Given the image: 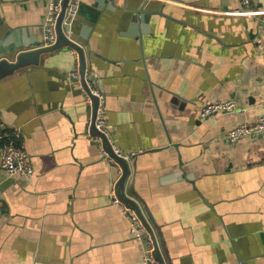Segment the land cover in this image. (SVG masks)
Instances as JSON below:
<instances>
[{"label": "crops", "instance_id": "obj_1", "mask_svg": "<svg viewBox=\"0 0 264 264\" xmlns=\"http://www.w3.org/2000/svg\"><path fill=\"white\" fill-rule=\"evenodd\" d=\"M50 1L0 0V41L42 46ZM72 4L64 32L85 49L112 144L137 154L126 194L153 217L165 263L264 264V137L226 138L264 116V0H253L258 15L240 0ZM76 79L77 55L63 48L0 81V116L33 166L29 179L0 167V264H143L111 202L122 171L91 135ZM225 101L236 111L200 119Z\"/></svg>", "mask_w": 264, "mask_h": 264}, {"label": "built area", "instance_id": "obj_2", "mask_svg": "<svg viewBox=\"0 0 264 264\" xmlns=\"http://www.w3.org/2000/svg\"><path fill=\"white\" fill-rule=\"evenodd\" d=\"M64 0H51L50 1V15L45 23L44 30L45 35L42 41V47H51L55 45L57 41V33H56V25L59 15L62 11V2ZM243 8L248 13H255L251 11L253 0H240ZM72 0L68 5L66 10L65 18L62 22V27L65 29L70 26L71 22L69 20L70 15L73 13ZM74 6V5H73ZM75 7V6H74ZM264 26V21H263ZM66 36L69 39H72L70 35L66 33ZM77 55V54H76ZM78 58V56H77ZM87 84L90 83V78L88 74L85 76ZM92 94L99 98V108L97 110V117L95 121V126L98 131L104 133L111 143L115 154L123 157L128 162H131L136 156V153L133 154H122L119 149H117L111 141L110 133L108 131V126L106 122V113L103 108V97L94 86L88 85ZM264 107V105H263ZM237 109V105L233 101H225V102H213L204 106L200 113V119L203 121H208L209 119L230 114L235 112ZM19 137V131L11 132L7 129L5 123L3 122L0 116V142L4 143V146L0 149V167L1 170L10 178L22 177L25 179L31 178L33 175V166L31 163L30 156L26 149L22 145H17L16 139ZM264 137V116L260 118V120L253 124H243L239 125L232 130H230L226 138L227 140L234 144L245 138H262ZM99 145L101 147L102 155L104 160L111 162L113 159L108 155L105 151L101 139L99 140ZM114 161V160H113ZM111 202L114 206L120 209L122 215L128 220L130 226V237L134 240L140 241L144 245V256H143V264H160L155 261L153 257V251L155 246L150 236L147 234L146 229L142 225L140 219L135 214V212L123 204L118 200L114 187L111 190ZM4 210L2 205L0 204V218L3 216Z\"/></svg>", "mask_w": 264, "mask_h": 264}, {"label": "water", "instance_id": "obj_3", "mask_svg": "<svg viewBox=\"0 0 264 264\" xmlns=\"http://www.w3.org/2000/svg\"><path fill=\"white\" fill-rule=\"evenodd\" d=\"M70 0H64L62 2V11L58 17L57 25H56V33H57V41L55 45L51 47H38L32 50H22V47L17 48H7L4 45L3 41H0V81L3 79L12 76L19 70H24L28 67L38 65L41 59V56L47 53H51L63 48H71L75 51L78 56L79 62V79L76 81H80L81 85L91 100L93 106V120L91 126V135L101 139L103 147L108 155L119 165L122 175L117 182L115 187V193L121 204L126 206L127 208L133 210L135 214L140 219L142 225L147 231V234L150 236L155 249L153 251V257L155 261L160 264H166L164 257L161 253L159 241L156 236V233L153 228V224L155 223L151 214H145L144 210L140 207L139 203L134 200V198L128 196L126 194V185L131 175V167L127 160L123 157L115 154L111 143L104 133H101L96 129L95 121L97 117V110L99 108V98L92 94L85 76L87 74V63H86V53L84 47L77 41L69 39L64 32L62 27V22L65 18L66 10ZM139 19H144L146 21L149 20L148 15H145L142 11L139 12ZM5 40V38H2ZM131 194V191H130ZM149 216V217H148Z\"/></svg>", "mask_w": 264, "mask_h": 264}, {"label": "trees", "instance_id": "obj_4", "mask_svg": "<svg viewBox=\"0 0 264 264\" xmlns=\"http://www.w3.org/2000/svg\"><path fill=\"white\" fill-rule=\"evenodd\" d=\"M20 145V144H17ZM4 146V143L0 142V149Z\"/></svg>", "mask_w": 264, "mask_h": 264}, {"label": "rangeland", "instance_id": "obj_5", "mask_svg": "<svg viewBox=\"0 0 264 264\" xmlns=\"http://www.w3.org/2000/svg\"><path fill=\"white\" fill-rule=\"evenodd\" d=\"M206 122V121H205Z\"/></svg>", "mask_w": 264, "mask_h": 264}]
</instances>
